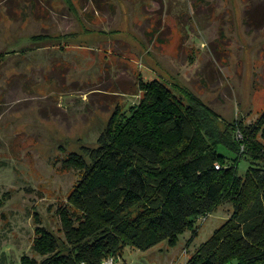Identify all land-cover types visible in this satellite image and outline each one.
<instances>
[{
	"label": "rangeland",
	"instance_id": "obj_1",
	"mask_svg": "<svg viewBox=\"0 0 264 264\" xmlns=\"http://www.w3.org/2000/svg\"><path fill=\"white\" fill-rule=\"evenodd\" d=\"M193 92L220 125L264 112V0H0V258L43 259L42 225L63 236L57 209L82 172L64 161L95 147L115 109L140 102V81ZM242 137V132L237 131ZM243 162L241 171L247 166ZM229 204L119 264H183L231 216ZM40 222V224H41Z\"/></svg>",
	"mask_w": 264,
	"mask_h": 264
},
{
	"label": "trees",
	"instance_id": "obj_2",
	"mask_svg": "<svg viewBox=\"0 0 264 264\" xmlns=\"http://www.w3.org/2000/svg\"><path fill=\"white\" fill-rule=\"evenodd\" d=\"M140 89L139 103L115 109L97 146L64 161L82 172L57 209L64 235L37 217L33 248L43 259L24 254L22 264H102L126 246H175L186 232L192 243L198 221L226 204L230 218L183 264H264V112L222 127L189 90L178 95L159 79Z\"/></svg>",
	"mask_w": 264,
	"mask_h": 264
},
{
	"label": "built area",
	"instance_id": "obj_3",
	"mask_svg": "<svg viewBox=\"0 0 264 264\" xmlns=\"http://www.w3.org/2000/svg\"><path fill=\"white\" fill-rule=\"evenodd\" d=\"M81 264H88L87 262L83 261L81 262ZM102 264H119V262L117 261V258L115 255L109 256L107 257Z\"/></svg>",
	"mask_w": 264,
	"mask_h": 264
},
{
	"label": "crops",
	"instance_id": "obj_4",
	"mask_svg": "<svg viewBox=\"0 0 264 264\" xmlns=\"http://www.w3.org/2000/svg\"><path fill=\"white\" fill-rule=\"evenodd\" d=\"M0 264H6V261L2 258H0Z\"/></svg>",
	"mask_w": 264,
	"mask_h": 264
}]
</instances>
